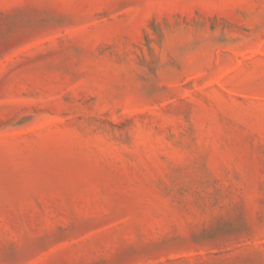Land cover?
Here are the masks:
<instances>
[{
	"label": "rangeland",
	"instance_id": "obj_1",
	"mask_svg": "<svg viewBox=\"0 0 264 264\" xmlns=\"http://www.w3.org/2000/svg\"><path fill=\"white\" fill-rule=\"evenodd\" d=\"M0 264H264V0H0Z\"/></svg>",
	"mask_w": 264,
	"mask_h": 264
}]
</instances>
